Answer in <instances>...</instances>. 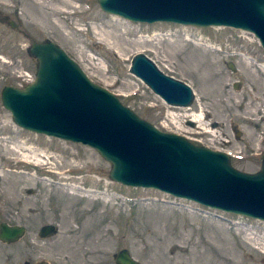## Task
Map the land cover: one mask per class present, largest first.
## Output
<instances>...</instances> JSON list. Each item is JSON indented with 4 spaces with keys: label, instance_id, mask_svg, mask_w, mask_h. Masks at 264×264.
Listing matches in <instances>:
<instances>
[{
    "label": "rangeland",
    "instance_id": "rangeland-1",
    "mask_svg": "<svg viewBox=\"0 0 264 264\" xmlns=\"http://www.w3.org/2000/svg\"><path fill=\"white\" fill-rule=\"evenodd\" d=\"M40 1L51 2L0 0V190L10 181L18 183L29 208L23 210L24 202L10 204L0 197V223L26 227L17 242L0 240V264H105L123 250L139 264H231L230 246L240 253L239 264H255L251 256L257 258L256 264H264V254L256 247L257 242L264 247V220L157 188L116 182L110 177L112 163L97 149L19 126L1 97L7 85L24 88L34 81L38 60L29 52L31 43L53 41L93 82L116 94L143 119L226 152L235 168L256 173L264 158V49L258 38L225 26L132 21L105 11L99 0H73L69 11L75 13L59 16L66 25L62 28L66 39L35 25ZM95 27H117V33L141 47L132 43L127 55H117L108 42L93 40L90 31ZM138 53L188 82L196 93L194 104L168 105L132 73V59ZM192 113H199L205 124L198 126ZM210 128L216 138L205 130ZM33 152H43L49 163L21 160ZM87 197L100 199L89 202ZM46 225L56 230L42 237L40 230ZM248 236L256 241L250 242Z\"/></svg>",
    "mask_w": 264,
    "mask_h": 264
},
{
    "label": "water",
    "instance_id": "water-1",
    "mask_svg": "<svg viewBox=\"0 0 264 264\" xmlns=\"http://www.w3.org/2000/svg\"><path fill=\"white\" fill-rule=\"evenodd\" d=\"M99 3L105 11L132 21L249 31L264 49V0ZM29 51L38 60L35 80L24 88L7 85L1 96L19 126L97 149L112 163L110 177L121 184L157 188L211 208L264 220V158L258 172L240 171L227 153L163 131L140 117L116 94L93 82L55 42L33 41ZM131 72L168 105L191 107L196 100L188 82L165 73L144 53L134 55ZM55 230L54 225H46L40 235L48 237ZM25 233L23 225L0 223V239L6 243L18 241ZM118 260L138 264L127 250L120 252Z\"/></svg>",
    "mask_w": 264,
    "mask_h": 264
},
{
    "label": "bare ground",
    "instance_id": "bare-ground-1",
    "mask_svg": "<svg viewBox=\"0 0 264 264\" xmlns=\"http://www.w3.org/2000/svg\"><path fill=\"white\" fill-rule=\"evenodd\" d=\"M72 6H73V0H51V2L40 1L39 13L35 14V16H34L35 18L33 21H35L34 22L35 25L38 26L39 28H43L45 26L49 27V28L53 29L54 31H56L57 33H59L60 35H62V37L66 38L65 37L66 34L62 33V28L65 29L66 25H65V22L61 18H59V16H63V15L68 16L70 13L73 15L75 12L69 11V9ZM127 29L128 28H126V30ZM117 30H118L117 27H113L111 30H110V28L108 30L107 29L105 30V29H100L98 27H95L90 32L92 34L93 40H98L99 43H101V44H106L108 42V47L110 49H113L115 52H117V55L125 56L128 54L129 50L132 47V43H134V41L126 40L125 38H123V36L121 34L117 33ZM75 31H78V30H75ZM139 44H140L139 42H138V44L134 43V45H136L138 48H140L141 45H139ZM157 53L159 54L158 51H157ZM90 62H92V61H90ZM96 68H99V66L97 64H96ZM197 100L199 101L198 97H197ZM192 116L193 117L191 119L196 124L198 123L199 124L198 126L205 124L203 122V117H201L199 113H192ZM186 130H187V128H186ZM205 130L207 132L210 131V135H213L214 138L217 137L215 134H213V130L211 128L209 130L208 129H205ZM14 151L19 152V150H16V149H14ZM30 154L24 155V157L21 158V160H26L28 162H34L38 165H45V164L49 163V162L44 161L43 158H45L46 155L43 152H33ZM33 156H35V157L33 158ZM90 166L95 168L98 165L91 163ZM75 168L81 169V168H83V166L82 165H75ZM61 177L64 178L63 176H61ZM58 183L68 185V183L65 181L64 182L58 181ZM94 183H95V185L97 184L96 182H94ZM106 185H109V184L106 183ZM61 189H63V188H61ZM72 194H73V196H78V194L75 191H73ZM0 197L5 198V200L8 201L10 204H16L18 202H20V203L24 202L22 204L23 210L29 209L27 206H25L27 199L22 197V189L20 188L18 183H16L15 185H11V181H10L8 185H6L2 190H0ZM87 198H88L87 201H89V202L92 201L93 199H100L99 197H94L93 199H91L90 197H87ZM4 209L6 210L7 208L4 207ZM67 214H70V212L67 211ZM78 236L79 235L77 234V235L72 236V238L76 239ZM100 237H101V235H100ZM248 239L250 240V242L256 241L255 239L253 241V238L250 236H248ZM101 241H102L101 244H104V239H101ZM256 247L261 250L262 254H264V247L261 245V243L257 242ZM74 248H75V251H77V250L80 251V247H78L77 245H75ZM71 250H73V248ZM89 250H92V249L87 248V251H89ZM227 252H229L228 254H231V256L229 258L232 261L231 264H239L240 263L239 262L241 260L239 258L240 253L238 254L233 249V247L230 246V248L227 249ZM86 253H87L86 250H83L82 254L84 255ZM242 257L244 258V256H242ZM249 260H252V262H254L255 264L257 262V258H254L253 256H251Z\"/></svg>",
    "mask_w": 264,
    "mask_h": 264
},
{
    "label": "flooded vegetation",
    "instance_id": "flooded-vegetation-1",
    "mask_svg": "<svg viewBox=\"0 0 264 264\" xmlns=\"http://www.w3.org/2000/svg\"><path fill=\"white\" fill-rule=\"evenodd\" d=\"M0 240H1V239H0ZM1 241H2V240H1ZM2 242H4V241H2ZM4 243H6V242H4ZM13 243H14V242H13ZM7 244H11V243H7ZM129 255H130V254H129ZM114 256H116V255L114 254ZM114 256H113V258H114L113 261L108 259V260L111 261V262L107 263V261H108V260H107V261L105 262V264H120V263H119V260H118V256H117V257H114ZM133 260H134V259H133ZM134 261H136V260H134ZM44 262H46V261H44ZM136 262H137V261H136ZM137 263H138V262H137ZM138 264H139V263H138Z\"/></svg>",
    "mask_w": 264,
    "mask_h": 264
}]
</instances>
